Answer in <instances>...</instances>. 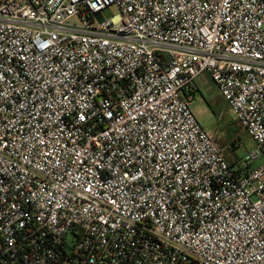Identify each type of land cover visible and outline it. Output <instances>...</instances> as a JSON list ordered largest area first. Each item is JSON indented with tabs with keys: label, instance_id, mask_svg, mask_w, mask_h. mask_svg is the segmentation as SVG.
I'll return each mask as SVG.
<instances>
[{
	"label": "built area",
	"instance_id": "1",
	"mask_svg": "<svg viewBox=\"0 0 264 264\" xmlns=\"http://www.w3.org/2000/svg\"><path fill=\"white\" fill-rule=\"evenodd\" d=\"M0 264H264V0H0Z\"/></svg>",
	"mask_w": 264,
	"mask_h": 264
},
{
	"label": "rangeland",
	"instance_id": "2",
	"mask_svg": "<svg viewBox=\"0 0 264 264\" xmlns=\"http://www.w3.org/2000/svg\"><path fill=\"white\" fill-rule=\"evenodd\" d=\"M118 13L116 7H111L106 9L103 15L106 19H110ZM72 23L81 24V21L75 18ZM192 111L202 127L223 149L229 163L245 158L251 150L255 149V142L236 120L222 96L217 94L207 98L197 90Z\"/></svg>",
	"mask_w": 264,
	"mask_h": 264
},
{
	"label": "crops",
	"instance_id": "3",
	"mask_svg": "<svg viewBox=\"0 0 264 264\" xmlns=\"http://www.w3.org/2000/svg\"><path fill=\"white\" fill-rule=\"evenodd\" d=\"M199 91L207 98L214 97L217 94L219 96H221L218 93L215 85L207 77H204V79L202 81H200V89H199Z\"/></svg>",
	"mask_w": 264,
	"mask_h": 264
},
{
	"label": "trees",
	"instance_id": "4",
	"mask_svg": "<svg viewBox=\"0 0 264 264\" xmlns=\"http://www.w3.org/2000/svg\"><path fill=\"white\" fill-rule=\"evenodd\" d=\"M238 162V161H237ZM237 162H232V163H230L232 166H234Z\"/></svg>",
	"mask_w": 264,
	"mask_h": 264
}]
</instances>
